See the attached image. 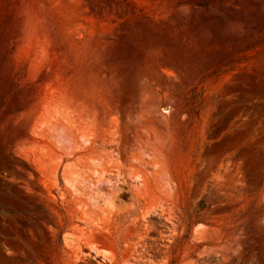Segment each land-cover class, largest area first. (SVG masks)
I'll use <instances>...</instances> for the list:
<instances>
[{"label":"rangeland","instance_id":"374dc122","mask_svg":"<svg viewBox=\"0 0 264 264\" xmlns=\"http://www.w3.org/2000/svg\"><path fill=\"white\" fill-rule=\"evenodd\" d=\"M125 256L264 264V0H0V264Z\"/></svg>","mask_w":264,"mask_h":264},{"label":"bare ground","instance_id":"6f19581e","mask_svg":"<svg viewBox=\"0 0 264 264\" xmlns=\"http://www.w3.org/2000/svg\"><path fill=\"white\" fill-rule=\"evenodd\" d=\"M83 136H85V134H82L81 135V137H83ZM92 136H93V138H94V136L95 135H91V136H89V137H91L92 138ZM92 138V140H90V138H88V137H86V139L84 140V142L83 143H86V144H88V146L90 145L91 147H88V148H91V150L89 151L90 153L89 154H92L91 156H90V158L91 159H93V155L94 154H98V153H96L97 151L99 152H103V147H104V145L106 144V142H104V139H100V141H98V138H94L93 139ZM83 139V138H82ZM111 143V142H110ZM87 148V149H88ZM87 153H88V151H87ZM88 158H89V156H87ZM101 159V158H100ZM87 160V159H86ZM95 161V160H94ZM95 165V164H94ZM116 173H118V172H116ZM97 174V173H96ZM87 176V175H86ZM97 177V176H96ZM85 179V178H84ZM89 178L87 177V179L86 180H88ZM101 180H102V178H100ZM106 179V178H105ZM95 180V179H94ZM99 180V179H98ZM113 180V179H112ZM104 180H102V182H103ZM107 181V180H106ZM116 181V180H115ZM80 182H81V180H80ZM85 182V181H84ZM87 182V181H86ZM94 182V181H93ZM97 182V181H96ZM96 182H95V184H96ZM101 182V183H102ZM107 182H109V181H107ZM113 182V181H112ZM100 182H99V184H101ZM119 183V182H118ZM83 184H85V183H83ZM88 184H92V183H88ZM98 184V183H97ZM98 184V185H99ZM106 184V183H105ZM108 184V183H107ZM113 184H114V182H113ZM77 185V184H76ZM79 186H80V184H78ZM82 185V184H81ZM87 185V184H86ZM111 185H112V183H111ZM116 185V184H115ZM114 185V186H115ZM123 185V184H122ZM94 187H95V189H96V185H93ZM100 186H102V185H100ZM104 186V185H103ZM109 186H110V184H109ZM71 187H72V185H71ZM71 187H70V189H71ZM75 187H77L78 188V186H75ZM87 188H88V190H89V186H86ZM86 187H84V189L83 190H85V189H87ZM108 187V186H107ZM117 187V186H116ZM80 188V187H79ZM78 188V189H79ZM104 188V187H103ZM111 188V186L109 187V189ZM112 188H113V186H112ZM78 189L76 190V192L78 191ZM81 189V188H80ZM94 189V190H95ZM99 188H98V186H97V190H95V194H96V191H97V194H98V192H99V190H98ZM108 189V188H107ZM134 189V188H133ZM88 190H85V191H88ZM93 189H91V191H92ZM120 190V189H119ZM82 191V190H81ZM90 191V190H89ZM90 191V193H94L93 191L91 192ZM101 191V190H100ZM110 191H111V189H110ZM115 191V190H114ZM81 193V192H80ZM103 193V192H102ZM109 193V192H108ZM111 193L113 194V191H111ZM115 193V192H114ZM78 194V193H77ZM84 194H85V192H84ZM95 194H93L94 196H96ZM104 194H107V192L106 193H104ZM76 195V194H75ZM101 195H103V194H101ZM108 195V194H107ZM88 196V198H89V194L87 195ZM92 196V195H91ZM90 196V197H91ZM113 196V195H112ZM114 196H115V194H114ZM113 196V197H114ZM75 197V196H74ZM80 197V196H79ZM78 197V198H79ZM86 197V196H85ZM96 198V197H95ZM108 198V197H107ZM77 199V198H76ZM81 199V198H80ZM85 199V198H84ZM90 199V198H89ZM97 199V198H96ZM104 199V198H103ZM102 199V200H103ZM106 199V198H105ZM73 200H75V199H73ZM113 200V199H112ZM115 200V199H114ZM83 201H85V200H83ZM88 200H87V198H86V202H87ZM89 201H92L93 202V200H89ZM111 201V200H110ZM84 203V202H82V201H80L79 202V204H81L82 205V208H84V206H86V204L87 203ZM95 202V205H97L96 204V200L94 201ZM93 202V203H94ZM100 202V200L97 202V203H99ZM113 202V201H112ZM105 203H107L106 201H105ZM90 204V203H89ZM92 204V203H91ZM108 204H110V203H108ZM112 204V203H111ZM111 204H110V207H111ZM140 204V203H139ZM99 205V204H98ZM101 205V204H100ZM137 205V204H136ZM79 207H80V205H78ZM78 206H76V207H78ZM103 206H104V204H103ZM108 206V205H107ZM90 207V206H89ZM89 207H87L86 206V208H84L83 210H82V213H81V217H82V219L80 218V220H77L78 222L79 221H82V223L84 224V226H88L89 225V223H90V221H92L93 219H100V221L102 220H107V221H111L112 223H113V225H114V227H115V229H117V231H118V234L120 233L121 235H123L124 236V238H123V243L125 244L124 245V247L126 246V249H128V247H130L131 248V250L133 251V252H135L136 251V248H137V246H139V243H142L143 241H144V238L146 237V233H142V228L140 229V227L139 226H143L144 228H145V225H143V223L145 222H147V218L145 219V217H144V215H145V213H144V210L140 207V205H138V207L136 208V209H134L133 210V212L132 213H126V215H122V217H120L119 215H117V214H112L111 213V211H108V209H105V208H99L98 210H92V209H90ZM96 207V206H95ZM108 208V207H107ZM78 209V208H77ZM162 210H163V208H162ZM131 211V210H130ZM163 211H165V210H163ZM148 214V213H147ZM168 215H169V220H172L173 219V217L171 216V213L170 212H168ZM75 216V215H74ZM146 216V215H145ZM76 217V216H75ZM75 220V221H76ZM97 221V220H96ZM74 223V222H73ZM81 223V222H80ZM81 223V224H82ZM82 224V225H83ZM91 224H93V222L91 223ZM90 224V225H91ZM175 225V224H174ZM173 225V226H174ZM77 227V226H76ZM171 229H172V227H171ZM147 232V231H146ZM85 241V240H84ZM86 241H87V244L88 245H90L91 246V249L92 250H95V247H94V245H93V242H92V237H87V239H86ZM85 243V242H84ZM77 245H79V244H77ZM86 245V244H85ZM87 246V245H86ZM89 246V247H90ZM79 248V247H78ZM77 248V249H78ZM129 248V249H130ZM141 249V248H140ZM79 250V249H78ZM138 250V249H137ZM143 250V249H142ZM141 251V250H140ZM130 253V252H129ZM142 253V252H141ZM135 254V253H134ZM139 254V253H138ZM145 254V253H144ZM132 255V254H131ZM138 256H140V254L138 255ZM143 256V255H142ZM141 256V257H142ZM125 258H127V260H125L126 262H129V259H128V257H126L125 256ZM124 259V258H123ZM150 260V259H149ZM112 261V260H111ZM125 263V262H124ZM129 264H130V262H129ZM133 264V263H132Z\"/></svg>","mask_w":264,"mask_h":264}]
</instances>
